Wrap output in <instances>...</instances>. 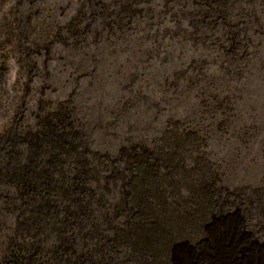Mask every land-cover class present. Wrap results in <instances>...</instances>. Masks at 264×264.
<instances>
[{
	"label": "rangeland",
	"instance_id": "obj_1",
	"mask_svg": "<svg viewBox=\"0 0 264 264\" xmlns=\"http://www.w3.org/2000/svg\"><path fill=\"white\" fill-rule=\"evenodd\" d=\"M90 1L0 0V264L33 233L7 167L18 172V151L61 103L113 163L153 150L166 128L196 134L214 172L213 212L161 264L241 257L249 244L264 260V0H228L208 25L196 8L204 0H132L138 14L121 20L123 0H95L102 15ZM45 171L36 162L27 183ZM105 231L85 259L152 264Z\"/></svg>",
	"mask_w": 264,
	"mask_h": 264
},
{
	"label": "trees",
	"instance_id": "obj_2",
	"mask_svg": "<svg viewBox=\"0 0 264 264\" xmlns=\"http://www.w3.org/2000/svg\"><path fill=\"white\" fill-rule=\"evenodd\" d=\"M228 2L204 0L196 8L208 25L211 17H225ZM217 3L222 5L214 16ZM133 4L122 1L119 20L138 14ZM90 5L94 15L106 11L95 0ZM198 141L193 132L166 128L153 150L142 147L126 165L113 163L91 147L71 111L59 104L18 151V172L8 166L4 175L16 178L22 214L33 230L32 240L16 243L4 263L98 264L82 255L98 248L97 237L105 230L110 241L148 256L152 264L169 260L172 246L193 241L213 212L214 172ZM36 162L46 171L31 185L26 174ZM120 216L125 221L114 223ZM44 243L53 250L47 259L38 253Z\"/></svg>",
	"mask_w": 264,
	"mask_h": 264
},
{
	"label": "crops",
	"instance_id": "obj_3",
	"mask_svg": "<svg viewBox=\"0 0 264 264\" xmlns=\"http://www.w3.org/2000/svg\"><path fill=\"white\" fill-rule=\"evenodd\" d=\"M249 246L241 254V257H232L231 259H227L224 252L218 251L215 256L208 260L210 263L207 264H264V260L260 256L262 254L260 246L257 244H249Z\"/></svg>",
	"mask_w": 264,
	"mask_h": 264
}]
</instances>
